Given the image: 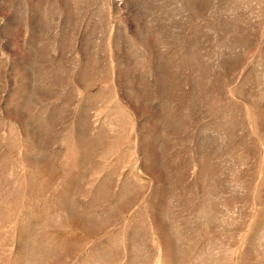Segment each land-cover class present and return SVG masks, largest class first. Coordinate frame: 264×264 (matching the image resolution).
<instances>
[{
	"label": "rangeland",
	"instance_id": "rangeland-1",
	"mask_svg": "<svg viewBox=\"0 0 264 264\" xmlns=\"http://www.w3.org/2000/svg\"><path fill=\"white\" fill-rule=\"evenodd\" d=\"M0 264H264V0H0Z\"/></svg>",
	"mask_w": 264,
	"mask_h": 264
}]
</instances>
